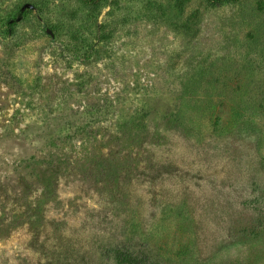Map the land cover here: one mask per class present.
<instances>
[{"label": "rangeland", "instance_id": "obj_1", "mask_svg": "<svg viewBox=\"0 0 264 264\" xmlns=\"http://www.w3.org/2000/svg\"><path fill=\"white\" fill-rule=\"evenodd\" d=\"M122 244L264 264V0H0V264Z\"/></svg>", "mask_w": 264, "mask_h": 264}, {"label": "trees", "instance_id": "obj_2", "mask_svg": "<svg viewBox=\"0 0 264 264\" xmlns=\"http://www.w3.org/2000/svg\"><path fill=\"white\" fill-rule=\"evenodd\" d=\"M223 1L226 0H212V2L216 4H220ZM230 1L232 2L234 0ZM25 10L21 9V12H24ZM8 25L12 26L11 23H8ZM134 248L135 247L130 244H122L114 248L112 254L116 260V264H161L153 259L154 256L151 253L134 250Z\"/></svg>", "mask_w": 264, "mask_h": 264}, {"label": "water", "instance_id": "obj_3", "mask_svg": "<svg viewBox=\"0 0 264 264\" xmlns=\"http://www.w3.org/2000/svg\"><path fill=\"white\" fill-rule=\"evenodd\" d=\"M34 6L32 4H26L22 7V10H25V9H33ZM47 34H49L50 36H54L53 32L50 30V29H47L46 30Z\"/></svg>", "mask_w": 264, "mask_h": 264}]
</instances>
